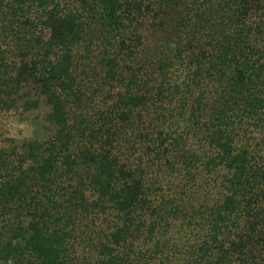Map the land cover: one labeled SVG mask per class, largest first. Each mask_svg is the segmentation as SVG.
<instances>
[{"label":"trees","instance_id":"obj_1","mask_svg":"<svg viewBox=\"0 0 264 264\" xmlns=\"http://www.w3.org/2000/svg\"><path fill=\"white\" fill-rule=\"evenodd\" d=\"M0 264H264V0H0Z\"/></svg>","mask_w":264,"mask_h":264},{"label":"rangeland","instance_id":"obj_2","mask_svg":"<svg viewBox=\"0 0 264 264\" xmlns=\"http://www.w3.org/2000/svg\"><path fill=\"white\" fill-rule=\"evenodd\" d=\"M26 122L20 120L14 111H0V147L5 145L9 137L25 131Z\"/></svg>","mask_w":264,"mask_h":264}]
</instances>
